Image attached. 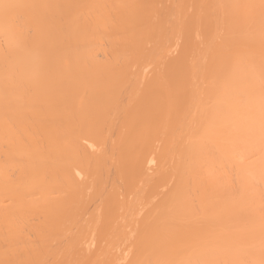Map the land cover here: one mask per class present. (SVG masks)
Returning <instances> with one entry per match:
<instances>
[{
  "label": "bare ground",
  "instance_id": "bare-ground-1",
  "mask_svg": "<svg viewBox=\"0 0 264 264\" xmlns=\"http://www.w3.org/2000/svg\"><path fill=\"white\" fill-rule=\"evenodd\" d=\"M0 264H264V0H0Z\"/></svg>",
  "mask_w": 264,
  "mask_h": 264
}]
</instances>
